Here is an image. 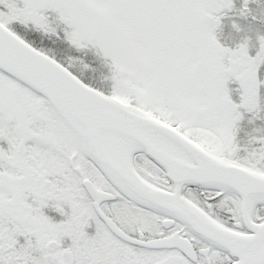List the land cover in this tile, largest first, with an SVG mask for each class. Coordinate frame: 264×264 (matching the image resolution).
Returning a JSON list of instances; mask_svg holds the SVG:
<instances>
[{
	"label": "snow or ice",
	"instance_id": "1",
	"mask_svg": "<svg viewBox=\"0 0 264 264\" xmlns=\"http://www.w3.org/2000/svg\"><path fill=\"white\" fill-rule=\"evenodd\" d=\"M234 8L0 0V264H264V126H246L264 120V35L255 54L225 44ZM16 21L63 25L110 92Z\"/></svg>",
	"mask_w": 264,
	"mask_h": 264
},
{
	"label": "rangeland",
	"instance_id": "2",
	"mask_svg": "<svg viewBox=\"0 0 264 264\" xmlns=\"http://www.w3.org/2000/svg\"><path fill=\"white\" fill-rule=\"evenodd\" d=\"M235 2V8L233 9L234 11H237V9L240 7V4H236ZM238 17L230 18V22L225 23L227 26V33L223 29L225 26L223 25L220 32L219 36L220 39L224 41L225 44L235 46L240 42H247L252 46L253 48L251 49L252 54H255V46L258 47L259 41H258V36L264 35V30L256 29L251 22L248 21V24L242 20L239 22V29L235 28L233 26V20L237 21ZM253 21V20H252ZM15 23L20 24L18 21ZM238 23V21H237ZM22 25V24H21ZM25 29L31 30L32 32L36 33H42L41 31L37 30L33 25H23ZM61 29H64L63 25H60ZM226 28V27H225ZM226 33V34H225ZM226 36H225V35ZM46 36H49L48 34ZM248 37H251L250 39ZM52 42L50 43L48 41L47 44V52L57 55L59 58L63 59L64 62H67L68 57L72 56H85V58H82L85 63L91 65L90 70L85 69L83 67H80L83 72L86 74V76L92 81L96 79L97 83L100 84L103 90L110 92L111 86H112V81L105 79V77L108 75V70L107 68L103 65L102 58L97 56L94 50H85V51H78L76 50L70 43L64 38L65 43L67 44L66 47H63L64 45H59L57 44L56 46L53 45V41L56 40V38L53 36ZM78 67V66H76ZM93 69H96V71ZM57 219H60L61 217L58 214H54Z\"/></svg>",
	"mask_w": 264,
	"mask_h": 264
},
{
	"label": "trees",
	"instance_id": "3",
	"mask_svg": "<svg viewBox=\"0 0 264 264\" xmlns=\"http://www.w3.org/2000/svg\"><path fill=\"white\" fill-rule=\"evenodd\" d=\"M11 27L16 30L22 37H24L26 40H28L29 42L33 43L34 46L36 47H39L45 51H47V44H48V41L51 43L52 42V38L53 36H46L47 34H44L43 32L42 33H36V32H32L31 30H28V29H25V27H23V25L21 24H18V23H15L13 22ZM58 30L60 31V38H56V40L53 41V45L56 46L57 44L59 45H64L65 42L64 40H62V37H63V31L62 29L59 27ZM65 46V45H64ZM58 60H63L61 58H59L57 55H54ZM78 66V67H76ZM80 67H83V65L81 64H77L75 66H73L72 70L77 74L79 75L85 82L87 83H90L92 84V86L94 87H99L101 90L102 87L100 86L99 81H97L96 79L94 80H90L86 74L83 72V70L80 68ZM90 70V69H88ZM105 91V90H104ZM108 92V91H106Z\"/></svg>",
	"mask_w": 264,
	"mask_h": 264
},
{
	"label": "flooded vegetation",
	"instance_id": "4",
	"mask_svg": "<svg viewBox=\"0 0 264 264\" xmlns=\"http://www.w3.org/2000/svg\"><path fill=\"white\" fill-rule=\"evenodd\" d=\"M237 4H240V7L237 9L238 16L240 20H253L255 26L261 28L264 27V0H248L249 10H244V13L241 14L243 9L244 0H237ZM255 17V19L253 18ZM260 119H257L254 124H251L252 127L259 126ZM52 214V213H50Z\"/></svg>",
	"mask_w": 264,
	"mask_h": 264
}]
</instances>
